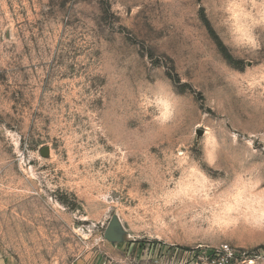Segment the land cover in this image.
<instances>
[{"label": "rangeland", "instance_id": "1", "mask_svg": "<svg viewBox=\"0 0 264 264\" xmlns=\"http://www.w3.org/2000/svg\"><path fill=\"white\" fill-rule=\"evenodd\" d=\"M224 249L264 264V0H0V264Z\"/></svg>", "mask_w": 264, "mask_h": 264}, {"label": "water", "instance_id": "2", "mask_svg": "<svg viewBox=\"0 0 264 264\" xmlns=\"http://www.w3.org/2000/svg\"><path fill=\"white\" fill-rule=\"evenodd\" d=\"M42 155L47 156V149L43 150ZM129 237V233L124 228L119 217L117 215L113 216L105 230V240L120 249L129 240Z\"/></svg>", "mask_w": 264, "mask_h": 264}, {"label": "built area", "instance_id": "3", "mask_svg": "<svg viewBox=\"0 0 264 264\" xmlns=\"http://www.w3.org/2000/svg\"><path fill=\"white\" fill-rule=\"evenodd\" d=\"M205 259V264H233L238 261L239 256L230 249H224L206 255Z\"/></svg>", "mask_w": 264, "mask_h": 264}, {"label": "trees", "instance_id": "4", "mask_svg": "<svg viewBox=\"0 0 264 264\" xmlns=\"http://www.w3.org/2000/svg\"><path fill=\"white\" fill-rule=\"evenodd\" d=\"M219 47L221 48V50H223L224 49V47H223V44L219 41ZM224 52V51H223ZM225 54V56H226V58H228V59H230L231 60V57H229V55H227V53H224Z\"/></svg>", "mask_w": 264, "mask_h": 264}]
</instances>
